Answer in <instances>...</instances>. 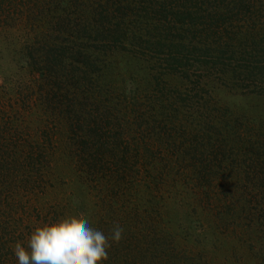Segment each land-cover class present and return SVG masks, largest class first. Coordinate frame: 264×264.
<instances>
[{
  "label": "trees",
  "instance_id": "obj_1",
  "mask_svg": "<svg viewBox=\"0 0 264 264\" xmlns=\"http://www.w3.org/2000/svg\"><path fill=\"white\" fill-rule=\"evenodd\" d=\"M5 9L8 14L2 15ZM3 21H23L30 26L34 35L25 47L26 72L35 81L50 78L58 81L44 90L46 95L53 90L56 92L53 94L56 105L50 111H59L49 113L54 114L66 130H73L75 126L80 128L78 147L82 173L92 174L96 181L104 180L107 188L118 186L123 203L133 202L134 207L129 204L130 207L121 211V216H108L105 210L102 216L97 213L100 217L96 227L104 222V227L114 229L111 234L117 236L119 232L126 234L128 231L135 239L137 235L144 236L146 242L144 247L134 245L137 249L133 257L130 253H116L111 263L150 264L147 260L155 259V264L191 261L192 255L185 250L181 252L175 240L168 246L163 243L174 236L168 228L152 224L148 215L161 205L160 186L167 181L168 186L177 187L184 180L191 187L203 190L205 184L211 186L213 182V187L221 186L232 175L223 172L229 169L227 164L238 165L241 170L250 168L243 163H229V157H244L255 162L263 149L264 136L254 133L257 126L250 125L255 123L246 117L242 118L251 126L248 131L253 133L248 136L236 134L247 147L244 144L239 150L237 146L226 147L224 141L229 139L234 126L231 124L224 134L222 121L226 119L222 109L214 105L213 94L206 97L201 92L203 90L206 95L205 87L211 84L212 88L234 85L235 94L250 95L264 103V0H0V26ZM233 47H242L237 52L253 61L228 60L224 54H231ZM122 51L124 55L118 57ZM252 52L255 54L251 57ZM123 58L138 62L134 71L136 76L138 69L143 72L141 81L148 102L141 109L146 119L143 115L139 119L147 122V126L159 129L155 137H148L137 128L133 131V121L119 116L114 107L112 96L117 94L116 89L109 92V86L101 84L106 80L104 70L108 67L103 63L104 59L108 63L114 60L112 66L123 69ZM172 82L184 93L178 88L165 92L166 85L170 87ZM167 99H180V105L174 103L172 107ZM170 106L171 113L168 111ZM100 109L104 110L103 114L97 112ZM201 110L202 114H207L204 118L206 127H212L214 132L198 129L194 133L192 130L197 126L192 125L189 129L192 134L186 143L177 132L180 129L175 125V119H181L177 115L183 114L194 118L195 123L198 120L196 113ZM165 118L170 128L168 134L165 133ZM229 121L236 122L232 118L227 123ZM11 130L0 116V166L14 162L32 173L36 162L45 160L44 149L26 141L12 145L9 141L13 139ZM194 143L199 148L197 152H190ZM260 164H264V159ZM43 166H38V174ZM166 171L168 179H162ZM2 174L0 171L3 185L6 178L1 177ZM263 182L264 173L257 183L261 186ZM127 185L132 189H143L135 190L131 199L124 191ZM31 191L33 186L26 188V192ZM216 191L219 190L210 191L207 200L212 196L213 200H221L218 197L221 191ZM225 202L219 201L216 205L227 208L232 214H245L249 220L246 226L252 236L255 223L264 221V205L257 203L258 209L253 208L250 199L244 198L238 209L233 203ZM246 202L249 207L245 206ZM36 205H39L38 201L31 202L29 209L38 211ZM15 213L9 212L10 220H4L0 215V264H9L17 250V241H24L25 226ZM120 219L122 223L118 224L116 221ZM258 248L264 251L263 233ZM262 257L264 259V254Z\"/></svg>",
  "mask_w": 264,
  "mask_h": 264
},
{
  "label": "rangeland",
  "instance_id": "obj_2",
  "mask_svg": "<svg viewBox=\"0 0 264 264\" xmlns=\"http://www.w3.org/2000/svg\"><path fill=\"white\" fill-rule=\"evenodd\" d=\"M1 13L8 14L6 9L5 13ZM1 24L0 107L2 110L0 111L2 113L0 116L4 118L12 129L11 133L15 135L11 134L13 139H9L12 145L19 141L21 143L26 141L32 146L43 148L45 152V160L41 162L44 166L39 170L40 174L37 168L42 164L39 162H36L32 173H29L31 170L19 167L14 162L0 166V171L3 173L1 177L6 178L3 185L0 183V215L4 220L5 218L10 220L9 212L14 214L13 211L17 210L15 217L22 219L25 226L24 241H19L20 244L17 241L15 245L17 250L8 263L113 264L111 261L116 253L122 255L130 253L133 257L137 249L134 245L144 247L143 244L146 243L144 236L137 235L135 239L132 233L128 235V231L126 234L119 232L116 236L110 233L114 231L111 226H103L104 222L96 227L98 218L103 215L102 211L105 210L104 213H108V216H121L123 209L130 205L134 207L133 202L123 203L119 198L121 190L118 186L112 189L107 188L104 180L96 181L92 174L82 173L81 152L78 147L81 130L76 126L73 130H66L57 122L54 114H50L59 111H50L56 105V99L53 98L56 92L53 90L49 95L44 92L47 87L54 85L53 82L58 81L53 78L47 81H35L26 72L25 47L31 43L34 35L30 26L23 21L17 23L3 21ZM233 44L236 45L234 42ZM240 50L242 47L240 49L233 47L231 54L227 52L224 55L228 60L235 58L237 61L244 60L247 63L253 61L249 57H241L237 52ZM254 54L255 52L250 53L251 57ZM121 55H124V51L118 53V57ZM122 61L123 69L118 66L113 67L114 60L108 63L104 59L103 63L108 67L104 70L106 80H102L101 84L109 86V92L116 89L117 94L112 96L114 107L119 112V116H125L126 119L133 121V131L137 128L144 131L145 135L148 134V137H155L159 129H153L147 126V122L139 119L142 115L146 119L141 109L143 104L148 102L145 98V86L141 81L143 72L138 69L136 76L134 71L138 62L127 58H123ZM211 86L205 87L206 95L203 90L201 95L207 97L210 93L213 94L216 100L214 105L222 109L223 118L226 119L222 121L225 128L224 134L229 131L231 124L234 126L229 139L224 141L226 147L237 146L239 150L243 144L244 146L246 144L238 139L237 134L248 136L253 133L248 131L251 126L247 125L242 117L249 118L255 123L250 125L257 126L254 130L257 136L259 134L264 136L263 102L256 101L250 95L235 94L236 86L234 85L233 87L228 84L224 87L216 85V88ZM176 88L179 89L178 85L175 87L172 82L170 87L166 85L165 92H172ZM180 101V99L173 101L167 99L172 107L174 103L180 105ZM172 107L168 109L169 113L172 112ZM97 112L103 114L104 110L100 109ZM111 112L116 113L115 110ZM196 114L198 120H195V123H193L194 118H188V115L176 114L182 119V121L175 119L174 123L180 129L177 132L186 143H188V136L192 134L189 130L192 125L197 126L192 130L194 133L198 129L203 132L207 129L208 133L214 132L212 127L205 125L204 118L207 114H202V110ZM231 118L236 122L227 123ZM163 120L165 133L168 134L169 124L166 118ZM99 125L103 127V124ZM126 136L130 139L128 133ZM263 145L264 138L261 142V146ZM198 148L199 146L194 143L190 152L193 150L197 152ZM184 157H190V155ZM262 159H264V147L259 151L255 162L244 157H229V163H243L250 168L241 170L238 165L232 167L227 164L229 169L223 172L232 175L224 180L221 186L213 187L215 183L213 182L211 186L205 184L204 189H206L203 190L191 187V184H186L184 180L179 182L177 187L168 186L169 181L160 186L161 205L152 209L148 217L152 224H160L163 228H168L174 236L166 239L163 242L165 245L167 243L168 246L170 241L175 240L180 245L178 249L181 252L185 250L187 254L192 255L191 261L185 264H264L262 257L264 251L258 248L262 233L264 235V221L255 223L256 233L253 232L252 237L246 226L249 220L246 219L245 214L240 212L232 214L227 208L216 205L219 201L220 203L227 201L240 209V202L242 203L244 198L250 199L253 208L258 209L257 203L259 206L264 205V182L261 186L257 183L264 173V167H262L264 164H260ZM167 172L162 174V179H168ZM44 181H46L45 185ZM29 186H33V192H26ZM125 189L124 191L131 197L135 190L140 191L143 187L132 189L131 185H127ZM215 190L221 191L218 196L221 200H213V196L210 197L211 201L207 200L210 191ZM35 201L39 202V205H36L38 211H34L35 208L29 209L30 203ZM247 203L245 206L249 207ZM98 212L101 213L100 216ZM219 213L220 215L216 217ZM137 216L144 217L141 214ZM122 219L116 222L121 224ZM155 260L147 261L155 264Z\"/></svg>",
  "mask_w": 264,
  "mask_h": 264
}]
</instances>
